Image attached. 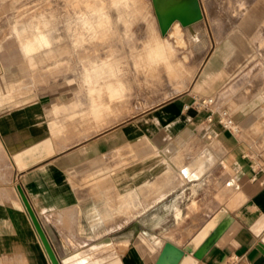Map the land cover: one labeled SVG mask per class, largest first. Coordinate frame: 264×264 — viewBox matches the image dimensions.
Segmentation results:
<instances>
[{
  "label": "crops",
  "instance_id": "1",
  "mask_svg": "<svg viewBox=\"0 0 264 264\" xmlns=\"http://www.w3.org/2000/svg\"><path fill=\"white\" fill-rule=\"evenodd\" d=\"M14 90L0 83V264H53L21 192L59 264H264V86L235 107L238 135L188 93L120 118L86 86L4 100Z\"/></svg>",
  "mask_w": 264,
  "mask_h": 264
},
{
  "label": "rangeland",
  "instance_id": "2",
  "mask_svg": "<svg viewBox=\"0 0 264 264\" xmlns=\"http://www.w3.org/2000/svg\"><path fill=\"white\" fill-rule=\"evenodd\" d=\"M199 2L201 17L185 26L174 20L162 35L151 0H1L0 83L15 89L4 100L31 99L50 87L86 86L96 93L89 99L110 98L118 106L114 112L124 118L188 93L206 120L209 113L226 111L238 135L235 107H246L256 88L264 86V0ZM12 31L39 56L42 67L27 64ZM235 33L243 37L239 45L248 48L237 66L239 48L231 44ZM214 52L213 68L221 77L213 88L194 91ZM188 77L187 87L176 91L174 85ZM103 107L108 109L106 103ZM235 184L217 190V202L234 199Z\"/></svg>",
  "mask_w": 264,
  "mask_h": 264
},
{
  "label": "water",
  "instance_id": "3",
  "mask_svg": "<svg viewBox=\"0 0 264 264\" xmlns=\"http://www.w3.org/2000/svg\"><path fill=\"white\" fill-rule=\"evenodd\" d=\"M161 0H151L153 10L156 14L157 22L159 25L160 33L164 35L171 23L174 20H178L182 26H185L202 15L201 6L199 0H170L168 3H161ZM21 192V190H20ZM23 202L33 220V223L40 235V238L52 260L53 264H59L58 260L55 258L39 224L38 221L23 193L21 192ZM223 209L220 213H223ZM218 217V216H217ZM264 249V246L262 245Z\"/></svg>",
  "mask_w": 264,
  "mask_h": 264
},
{
  "label": "bare ground",
  "instance_id": "4",
  "mask_svg": "<svg viewBox=\"0 0 264 264\" xmlns=\"http://www.w3.org/2000/svg\"><path fill=\"white\" fill-rule=\"evenodd\" d=\"M237 4V3H236ZM239 4H240V2H239ZM241 4H242V2H241ZM238 7H240L239 5H238ZM242 8V7H241ZM240 8V9H241ZM242 10H243V8H242ZM243 37L241 36V35H239V34H234L233 36H232V42L236 45V46H238V48H239V54L234 58V63L236 64V66L239 64V63H241V59H242V57L244 56V58L245 57H247V56H245V55H247V54H245L244 55V53H245V51L246 50H248V48L246 49L245 47V49L246 50H244L243 49V46L241 47L239 44V42L241 41V39H242ZM243 40V39H242ZM244 43V42H243ZM245 44V43H244ZM248 44V43H247ZM245 46H246V44H245ZM247 47V46H246ZM250 51V50H249ZM251 52V51H250ZM248 53V52H247ZM249 54V53H248ZM250 55V54H249ZM243 58V59H244ZM242 61H244V60H242ZM231 72H233V70L231 71ZM187 77V76H186ZM175 80H176V78H175ZM173 82H175V81H173ZM180 83H178V84H175L174 85V83H173V85H174V88H175V86H176V91H181V90H183V89H185L186 87H187V85L189 84V82H190V77H188V79H185V80H182V81H179ZM170 88H172V87H170ZM174 88H173V90H174ZM172 90V89H171ZM172 90V91H173ZM170 91V90H169ZM172 91H170V92H172ZM175 93H177V92H175ZM189 130V129H188ZM16 195V194H15ZM106 247V246H105Z\"/></svg>",
  "mask_w": 264,
  "mask_h": 264
},
{
  "label": "built area",
  "instance_id": "5",
  "mask_svg": "<svg viewBox=\"0 0 264 264\" xmlns=\"http://www.w3.org/2000/svg\"><path fill=\"white\" fill-rule=\"evenodd\" d=\"M208 121H216L218 122L221 126L228 128L229 130H236L235 128V122L231 117L227 115L226 111H220L217 112L216 114L209 113L208 116L206 117Z\"/></svg>",
  "mask_w": 264,
  "mask_h": 264
}]
</instances>
